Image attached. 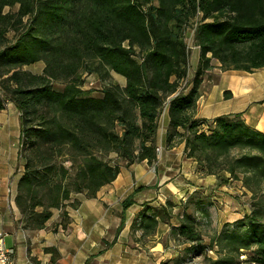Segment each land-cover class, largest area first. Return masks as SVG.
Masks as SVG:
<instances>
[{
	"label": "trees",
	"instance_id": "1",
	"mask_svg": "<svg viewBox=\"0 0 264 264\" xmlns=\"http://www.w3.org/2000/svg\"><path fill=\"white\" fill-rule=\"evenodd\" d=\"M14 5L16 12H4ZM187 25L193 27L199 60L183 83ZM212 60L222 71L252 73L264 67V0H157L156 5L153 0H0V110L7 101L17 109L27 150L18 189L26 188L28 201L21 195L15 199L22 227L42 229L51 209H61L71 193L56 181L31 196V159L37 157V167L49 173L58 169L75 193L94 198L119 173L120 166L103 157L112 153L126 167L156 161L159 117L167 108L166 146L183 143L185 157L203 175L239 181L250 194L251 210L208 244L198 216L208 218L209 199L197 193L176 215L170 201L144 203L131 229L146 240L159 223L177 219L168 239L186 245L187 257L161 264H187L193 256H203L204 264H242L241 251L250 252L248 263L264 264V132L246 125L239 114L194 118L201 76ZM39 61L40 74L22 70ZM94 64L105 75L112 71L124 78V86L106 85L100 97L85 95L79 75ZM52 81L63 82V88L55 90ZM61 162H68L67 169ZM132 203V197L124 200L123 211ZM61 216L66 220L65 213ZM123 223L121 216L117 231ZM208 251L215 258L207 257Z\"/></svg>",
	"mask_w": 264,
	"mask_h": 264
},
{
	"label": "crops",
	"instance_id": "2",
	"mask_svg": "<svg viewBox=\"0 0 264 264\" xmlns=\"http://www.w3.org/2000/svg\"><path fill=\"white\" fill-rule=\"evenodd\" d=\"M192 48L191 61L196 68L199 50L195 44ZM225 93L229 95L225 97ZM229 114H239L246 125L264 132V67L252 73L222 71L216 60L211 61V67L201 76L194 118L212 120ZM167 129L168 115L164 111L156 133V161L128 167L123 163L116 178L102 186L94 198L81 193L70 195L60 209L66 215L65 221L60 222L53 213L42 229L32 230L18 222L19 213L7 215L4 245L14 249L15 264H161L180 255L182 245L167 239L170 227L178 225L175 217L169 224L159 223L155 234L146 240L140 239L141 231L131 229L142 205L159 206L170 201L178 206L194 193L209 195L206 189L215 184L223 187L240 182L222 183L216 176L199 173L196 163L185 157L183 143L166 146ZM13 134L20 135L19 121ZM17 157L13 142L0 141V185L9 181ZM220 177L227 178L228 174L221 173ZM239 186L245 191L241 183ZM128 197L133 203L123 211L122 203ZM211 206L209 199L204 208L209 217ZM245 215L235 218L232 224L224 223L216 234L233 228ZM121 216L124 223L117 231ZM160 232L165 241L159 239Z\"/></svg>",
	"mask_w": 264,
	"mask_h": 264
},
{
	"label": "rangeland",
	"instance_id": "3",
	"mask_svg": "<svg viewBox=\"0 0 264 264\" xmlns=\"http://www.w3.org/2000/svg\"><path fill=\"white\" fill-rule=\"evenodd\" d=\"M153 4L156 5L157 0H153ZM17 9L18 5H14L12 7H5L4 12L14 13L17 11ZM23 22L25 23L26 19H24ZM183 36L189 54L188 73L186 75V78L183 80L184 83L187 82L188 79H191L195 70V66L192 64L191 61L192 51H194L192 48L194 46L193 27L191 25L186 26ZM7 37L8 39L13 40L14 33L9 32L7 34ZM43 68L44 63L42 61H39L31 65L23 66L22 70H25L32 74H40ZM86 72H89V74H85ZM78 81L80 82V87L82 88V91L85 93V95L93 97H100L101 89L104 88L106 85L113 84L119 85L120 87L124 86V78H122L118 74H115L112 71H110L108 75H105L104 69L99 68L95 64L90 66L89 70L82 71L79 75ZM51 85L55 90L60 91L63 88L64 83L61 81H52ZM164 111L166 112L167 108L163 110L162 113ZM18 117L19 112L17 111V109L13 106L11 102L7 101L5 103L4 109L0 110V141L13 142L16 147L18 157L17 167L14 169L9 181L6 183V185L8 186H6L5 184L0 185V231L2 233H6V227L4 222L8 217L7 215L11 216L12 212L15 211L16 213H19V219L21 217L19 209L16 207L15 204V199L17 198V195H21L24 200H27L26 188H22L21 190L18 189V181L24 173V167L26 164V159L24 158V156L27 153V150L21 144L20 135L14 136L13 134V132L17 130ZM103 158L106 161L117 163L119 166L125 163V161H123L122 159H116L115 155L112 153ZM60 164L67 169L68 162H61L59 163V165ZM37 165L38 158L35 157L31 159V169L34 173V180H32L31 182V196L35 195L36 192L39 191L46 192L49 184L56 181L61 182L67 189L71 190L70 195L75 194V192L72 191V186L68 184L69 180L63 179L64 176L58 169H55L52 173H49L46 169L40 168V166L38 168ZM239 185L240 183L238 182H231L229 185L223 187H219L217 186V184H215V186H212V188L206 189V193L209 195H207L208 197L203 195V197H206L207 199L209 198L210 201H212V206L209 209L211 213L210 217L208 216V218H203L200 215L198 216L200 224L199 228L201 230V233L203 234V237L205 238L203 240V243L208 244L209 239H211L212 237L214 238V236H216L217 230H221L223 228L224 223L232 224L235 218H238V216L245 215L246 213L250 212V194L247 191H243ZM259 197L260 196L256 198ZM65 202L66 201H64L63 204H65ZM172 204L174 205V203ZM172 211L175 214L180 213L181 205H174V209ZM53 213H57L58 220H60V222L65 221L61 216L62 212L60 209H51V215H53ZM158 237L162 241L166 240L165 237L162 239L161 232L159 233ZM167 237H169V233L167 234ZM170 242L171 244L174 243L171 240ZM184 247H186V245L181 246V254L187 257V254L184 253ZM206 255L207 257L215 258V254H213V251H208ZM249 258L250 252L248 251H241L238 255V260L242 262V264H250V262L248 263ZM189 259L190 260L187 262V264H204L203 256H193Z\"/></svg>",
	"mask_w": 264,
	"mask_h": 264
},
{
	"label": "built area",
	"instance_id": "4",
	"mask_svg": "<svg viewBox=\"0 0 264 264\" xmlns=\"http://www.w3.org/2000/svg\"><path fill=\"white\" fill-rule=\"evenodd\" d=\"M4 237L5 234L0 231V264H15L14 249L4 245Z\"/></svg>",
	"mask_w": 264,
	"mask_h": 264
}]
</instances>
